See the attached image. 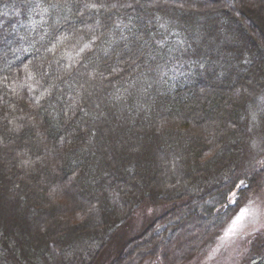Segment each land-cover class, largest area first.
<instances>
[{"label": "trees", "instance_id": "1", "mask_svg": "<svg viewBox=\"0 0 264 264\" xmlns=\"http://www.w3.org/2000/svg\"><path fill=\"white\" fill-rule=\"evenodd\" d=\"M261 193L264 0H0V264H186Z\"/></svg>", "mask_w": 264, "mask_h": 264}, {"label": "rangeland", "instance_id": "2", "mask_svg": "<svg viewBox=\"0 0 264 264\" xmlns=\"http://www.w3.org/2000/svg\"><path fill=\"white\" fill-rule=\"evenodd\" d=\"M246 207L258 213L255 223L250 222L249 218V221L245 222V227L236 236H226L232 221L240 213L241 209ZM156 208L139 211L131 228L126 232V236L132 238L139 234L152 218L163 211L161 207ZM241 209L229 222L223 234L186 264H250L249 260L251 259V252L254 246L259 245L264 240V193L252 197ZM158 212L160 213L157 214ZM113 252V250L109 251L103 257L101 264H108ZM145 264L152 263L146 262Z\"/></svg>", "mask_w": 264, "mask_h": 264}, {"label": "snow or ice", "instance_id": "3", "mask_svg": "<svg viewBox=\"0 0 264 264\" xmlns=\"http://www.w3.org/2000/svg\"><path fill=\"white\" fill-rule=\"evenodd\" d=\"M56 6L57 5H53V7ZM112 6L115 7V5ZM126 6L130 7L131 5H126ZM83 7L85 10H98V5L95 3H84ZM99 7H103V5H100ZM129 51L131 52L132 50L129 49ZM129 59H131V57H129ZM127 62L128 61L125 60V63ZM134 62L135 61L133 60V63ZM253 119H255V117H253ZM257 215L258 213L256 211H253L247 207L241 209L240 213L232 221V225L228 228L226 236L228 237L236 236L245 227V222L249 221V218H250V222L255 223Z\"/></svg>", "mask_w": 264, "mask_h": 264}]
</instances>
